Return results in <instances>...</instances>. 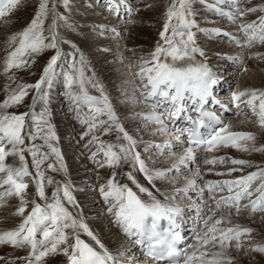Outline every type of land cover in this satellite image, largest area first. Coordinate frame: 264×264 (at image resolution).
Instances as JSON below:
<instances>
[{
  "label": "snow or ice",
  "instance_id": "obj_1",
  "mask_svg": "<svg viewBox=\"0 0 264 264\" xmlns=\"http://www.w3.org/2000/svg\"><path fill=\"white\" fill-rule=\"evenodd\" d=\"M67 2L68 0H65L66 5ZM18 3L19 0H0V17L6 16ZM257 10L256 8L248 9L249 12ZM110 11L118 13V6L112 5ZM259 11L264 12V7L259 8ZM46 14L47 0H42L39 11L31 24L18 37H13V41L18 39L19 43L8 55L5 64L6 71L13 67L19 68L26 65L27 60L23 59L26 54L37 53L44 48H57L56 33L54 31L55 23L52 26L53 34L48 38L50 42L45 43L46 38L43 35L42 25ZM221 14L229 15L231 18L228 13L221 12ZM189 15H191L190 0H174L167 11V21L164 24V30L160 33L167 47L158 44L155 51L151 54V59L144 61V66L141 67L138 73L142 81L141 97L151 109L143 118L148 124L158 126L153 133L154 135L170 134L168 122L188 110L186 101H191L194 110L199 112V117L192 121L193 127L188 130L184 154L179 155L170 168L156 170L154 173L149 172L140 154L134 151L136 141L118 122V118L106 97L103 99V109L91 108V105L98 101L96 98L89 96L86 91H83L80 96L72 97L78 102L77 111L79 104H84L89 106L90 111L94 113L106 112L107 120L99 121L100 125L108 124V127L103 129L105 134L115 130L118 133H122V138L128 141L127 147L119 146V152L113 150L117 147L115 144H100L99 148L104 151L109 167L119 166L121 162L128 163L131 155L133 166L139 165L138 170L144 173L149 182H151L155 179H166L170 172L180 173L182 167L188 168L189 162L196 159V149L211 152L219 146H231L243 151H264V146L256 148L254 145L249 146L240 143L241 141H254L255 136L252 133L229 131V125L223 124L214 113L204 111V105L209 102V98L213 95V87L218 83L217 78L211 73L207 65L177 67L174 63L169 64L167 62L168 57H171L173 62H175L187 56V46L194 41L193 33L189 31L194 26V21L187 19ZM243 15L245 13L241 12L240 16ZM173 19L177 21L175 26L171 24ZM169 30H171V36L167 35ZM185 31H187L186 40L183 39ZM213 31L219 33L220 30L215 29ZM241 31L247 37V46H251L255 41L264 43V16L259 17L258 22L253 21L242 24ZM177 36L181 37L180 41L174 40ZM236 43L239 44L240 41L237 40ZM180 44L184 45L183 51L179 47ZM192 51L197 52L199 49L193 48ZM58 55L59 53L51 57L40 81L34 86L21 85L17 92H14L8 100L0 104V109L20 103L27 94V88L29 87H34L39 93L41 85L47 82L52 75L53 66L56 64ZM161 56L164 57L163 60ZM67 79L68 85L71 87L73 77L68 76ZM80 86L83 90L82 81ZM246 95H249L247 91L234 93L233 99L240 100L241 97ZM37 99L43 102L45 97L40 95ZM257 100H259L258 106L255 103ZM216 102L219 103V101ZM245 103L251 107L259 125L264 127V92L257 94L253 90L250 93V98ZM237 108L239 109V104H237ZM25 115H0V133H2L0 135V173L6 174L0 179V189H4L0 191V200L13 195L20 197L22 206L18 209V214L21 215L25 212L23 204L26 203L23 198L27 188L24 177L29 175V172L23 155L24 149L17 151L16 146L24 144L21 131L24 127ZM205 118H207V122H205ZM91 120L89 132L97 127L95 116L91 117ZM217 125L221 126L217 128ZM202 127L208 129L207 135L200 131ZM183 134L184 130H181L180 135ZM96 139L94 136L93 140ZM116 139L120 140L121 136L118 135ZM175 139L180 142L179 136H176ZM5 142L13 146L11 151L5 150L3 146ZM152 146L159 150L160 154H164L165 150H169L171 155L176 156L175 152H171V145L168 142ZM28 150L32 151L33 162L39 169V166L46 158V154L41 159H36L38 148ZM52 152L59 155L58 150L54 147H52ZM16 154L19 155L22 167L13 169L6 166L4 164L6 157ZM218 159L219 162L224 161L223 157ZM217 162L216 158L204 160L205 164H215ZM231 162L239 165L248 163L247 161L236 159ZM49 167L51 168L52 165H49ZM231 171H238V169H231ZM217 174L221 175V173ZM37 175L40 177V181L37 183V195L41 199H48L45 197L43 187V173L38 171ZM197 175H199V172H197ZM114 176L115 174H113V178L109 179L107 190L104 187L100 189L105 201H109V198L112 200L108 211L115 216V222L122 232L127 237L134 238L132 242L141 246L148 257L155 261H166L167 264H232V257L226 255L227 249L232 246L233 241H235L234 247L237 250L241 249L243 243L241 238L250 234L252 229L241 227L238 224L228 227L222 226L224 224H232L231 215L222 213L219 218H216V213L220 211L222 206L229 210L234 208L237 215L241 208L250 209L252 213L257 211L264 213V169L234 180L208 181L207 190L210 198L214 200L215 206L208 209L210 214L201 215L204 227L196 235V250L189 254L186 249L182 250L178 247L182 239L179 229L183 223L184 209L174 203V201L177 195H187L189 190L194 189L196 187L195 180H188L183 188L175 189L172 193H161L163 199H159L147 188L138 184L131 173H127L128 179L136 184L139 192L147 194V199H142L127 184L122 185L114 182ZM257 179L261 182L253 189L252 185ZM48 183L51 184L52 180L49 179ZM225 189L228 195L216 197V192H223ZM60 191L61 189L58 188L52 193V202L46 203L44 206L38 203L34 204L31 212L16 230L0 234V244L10 243L14 247L29 246L30 253L23 258L26 264H40L50 253H56L60 245L67 244L69 237L65 233V229L79 227L96 241L101 251H97L77 235L74 244L61 249L68 256L69 264H122L121 257H124L125 254L117 253L114 255L100 243L85 224H78L62 205L59 198ZM203 192L204 189L201 188V197H203ZM254 195L255 199H252ZM63 196L68 202L73 201V197L66 186L63 188ZM245 199L248 200V203L241 204V201ZM205 206L207 207V205ZM162 222H166V226H163ZM38 234L42 238L38 239ZM209 246L217 250L209 252ZM69 247L71 248V253H69ZM251 250L264 253V244L252 245ZM209 255L211 256L210 259L208 258ZM123 264H129V262L125 259Z\"/></svg>",
  "mask_w": 264,
  "mask_h": 264
},
{
  "label": "rangeland",
  "instance_id": "obj_2",
  "mask_svg": "<svg viewBox=\"0 0 264 264\" xmlns=\"http://www.w3.org/2000/svg\"><path fill=\"white\" fill-rule=\"evenodd\" d=\"M125 1L127 3L126 5H124L125 8L127 7V5L130 8V13L127 14L128 15L127 17H124L125 16V14H124L125 8H122L123 4H121V9H122L121 10V12H122L121 16L117 15V13L115 14V12H113V11H110V7L112 6L111 0H107V1L106 0H101V1H99V0H68L67 5L65 4V0H47V14L43 18V25H42L43 35L46 38L45 43L50 42V40L48 38H50L53 34L52 26L55 23L54 31L56 33L57 48H44L43 50H41L37 53H33L30 55L26 54L23 57V59L27 60L26 65L19 67V68L13 67L11 69H8L7 71L5 69V64H6V60L8 58V55L11 51H13L15 49V47L18 46V43H19L18 39L13 41V37L14 36L18 37L19 34L31 24L32 20L35 18L37 12L39 11V6H40L42 0H19V3L16 5L15 8L11 9L6 16L0 17V43L3 45L0 47L4 48V50L2 48L3 52L0 49L2 52L0 54V104H3L6 100L9 99V97L14 92H17L21 85L34 86L38 82V79L43 76L44 69L48 65L51 57L54 55H57V53H59V55H58L59 62L57 63V65H54V67H53L54 68L53 71L55 70L53 73L55 75V78H54V75L52 74L53 76L51 75L49 77L48 81L41 85V89H40L39 93L37 92V90L34 87H29V88H27V94L23 97V99L20 103L12 104L10 107L5 108V109H0V115H2V114H7V115L26 114L25 115V122H24L25 125L21 131V135L24 138V144L23 145H17L16 149H17V151H19L20 149H24L23 155H24V158H25V161L27 164V170H28L29 175H30V176L27 175L24 177V179H25L24 182L27 184V188L25 190L24 197H23L24 201L26 203L23 204V207L25 208V212L27 210V212H26L27 215H28V213L31 212L30 210H32L34 204L38 203L41 206H44V205H46L45 203L52 202L51 199L49 201H45V199H41L37 195V192H36L37 183L40 181V177L37 175V172L39 171V172L43 173L44 190L53 185L52 183L51 184L48 183V180L50 179V176L48 173L54 172L56 170L54 163H53V160H51V157L56 155V153L52 152V147L56 146L54 148H56L59 152L61 146H64L65 144L67 145V142H68L67 138H63L60 141L58 140L57 142L56 141L54 142L53 141L55 139L54 133H53L54 130L51 128L52 125L51 126L49 125V123H51V121H53V119H55V117L59 121H61V122L63 121V119L60 118V116H61L60 106L62 104L64 105V111H65L64 114L71 113L73 115L74 113H77L78 117H76V118H78V119H76V118L74 119L76 122L74 124V128H75V130H78V131L83 130V129L86 131L87 128L89 130V123H91L90 122L91 117L95 116V121L97 122V127L94 128L91 132L86 131V133L89 137V142H90V138H91L92 143H94V148H96V149L99 148L100 144L103 143V141L107 142L106 141L107 139L104 138L107 134H105V132L100 131L102 129V127L106 124H103L101 126L99 124L100 120H106L105 117H103V116L104 115L107 116V113L106 112L100 113V116L98 118L97 113L90 111L89 106L82 105V104H79V108L77 111L78 105L75 104L76 105L75 106L74 102H76V101L73 98H72L73 100L70 101V97H75L76 95H81L83 93V91H86L87 94L91 97H93L92 94L95 92L94 94L98 95V96L96 95V97H95L96 99H98V97H100V96L102 99H104L106 93L103 91V87L99 86L96 88L94 80L98 74L97 64L103 63L105 60L104 57H105V54L107 53L106 49H109V46L113 48L118 44H121V46H124L126 44L128 38L131 34L129 31L130 30L129 28H131V26L133 27L134 25L137 24L138 20L136 17H137L139 12H141V11L142 12H148L150 10L151 14L157 15V13H159L160 10L162 9L160 7L163 4H165V5L171 4L172 5L174 2V0H158L155 3L153 2V0H125ZM250 1H253V0H242V1H240V3L238 4L239 7L235 8V12L231 15V18H230L229 15H222L221 13H217L215 10H214L215 11L214 12L212 7L210 9V6H212V5H214V7L216 6L215 4H212V2L210 0H190L191 15H189L187 17V19H189L190 21H193V19H192L193 15L196 13V11H198L199 12L198 14L201 16L200 17L201 20L198 22L199 23L198 28H200V30L205 31L207 28L211 29L208 26H212L211 24H213V25L216 24V26L219 27V30L221 29L223 32L228 33V36L227 35L226 36H220V33H218V35H219L218 36L217 33L214 34V32H206L205 31V33H201L202 35L199 36L198 40H197L196 39V32H194V31L192 32V29L194 28V26L197 27V23L194 22L193 28L192 27L190 28L191 32L195 33V34H193L194 41H193V43H191L187 46V49H186L187 56H185L183 59H179L175 62H173L171 57H168L167 62L169 64L174 63L175 65L176 64L177 65H183L185 61H190V59L195 60L196 58L204 56V52L207 51V49L209 48L210 44L213 43V41H214V43H218L217 47H219L222 51L229 52L228 51V49L230 48L229 44L232 45V47H234L235 49L243 48L244 49L243 52L245 53V55L247 54V56H245L244 59L240 58L239 55H237V52H234V54H232L233 52H230V54H228V57H232V60H229V58H228V60H227V58H224L225 62H227L226 64L228 66L222 67L223 66L222 65L219 67H213L212 68V71L214 73H216V75L219 76L221 81L222 80L224 81V83L222 84V88H220L219 91L225 92L226 84H227V83H225L226 80L231 82L230 83L231 85L229 88L230 92L234 91V89L237 88L236 87L237 82H240L242 79V74L245 72L244 66L247 65L249 59L253 58V60H255L259 63H264V49H263L264 43L261 45H258L256 47H253V48H251V46H247L248 49H246L242 46L241 43L235 44L233 39H236V40H239V39H237L231 35V34L239 35V38H240V34H238L239 32L238 31L235 32L233 30L234 27L239 28V27H241L242 24H244V22H246L248 20L251 22V21L257 20L261 16H264L263 15L264 13L262 11H258L259 10L258 8H261L262 6L264 7V3H263V4L256 5L255 7H253V8L258 9L255 13H253V12L247 13L246 12L247 15H250V16L247 17L246 19L243 18L244 20L242 19V17L244 15L240 16V13L241 12L245 13V11H244L245 3L244 2L248 3ZM205 3H207L208 6H206ZM250 3H252V2H250ZM249 4H247V6H249ZM118 5H119V3H118ZM197 5L200 6V10L195 7ZM247 6H246V10L248 11ZM88 8H90L92 10H96V11L99 10L101 12L100 13H98V12L89 13V10L88 11L85 10ZM220 9H222L223 13L229 14L228 11H223V9L227 10V9H229V7L226 8L224 5H220ZM166 16H167V14H166ZM85 19L91 20L90 25L89 24H88V26L83 25L82 21ZM159 19H160V21H158L159 24L154 25V29H155L156 34L160 30V28H162L164 26L165 22L167 21V18L162 20L161 15H160ZM211 19H213V20H211ZM109 20H112L113 22H110ZM234 20H235V22H233ZM115 22H116L115 28H117V30L121 34L120 33H114L113 38H112V36H111L112 32L110 31L111 27H109V25L112 23H115ZM171 24L173 26H175L177 24V21L175 19H173L171 21ZM158 25L159 26L162 25V27L159 28ZM123 26H128V29L123 30L121 28ZM119 28H121V29H119ZM163 30H164V27L162 28V31ZM79 31L84 32V34L87 33V35H88L83 40H85L84 42H87L88 44L91 45V47H93L89 53H84V52H82L83 50L82 51L79 50L81 48H79L78 45H82L81 42L79 44V42L75 43L72 40H70L71 35L69 34V32L70 33L75 32V33L79 34ZM239 31H240V29H239ZM161 32L159 31V35H158V37H156L157 40L154 42L153 46L151 47V53L146 58L149 57L151 59V54L155 51L158 44L163 45L164 47H167V45L164 44V41L161 38V35H160ZM78 34H76L77 37L80 36ZM156 34H155V36H156ZM167 35L171 36V30H169ZM183 39L184 40L187 39V32L186 31L184 33ZM174 40L180 41L181 37L177 36L174 38ZM240 40L242 42L247 41L246 38H242ZM65 41L66 42L72 41L73 44L72 43L67 44L68 45L67 46L65 44ZM117 41H118V43H116ZM216 41H218V42H216ZM122 43H123V45H122ZM101 44H104L105 48H102ZM252 44H254V43H252ZM195 45H197L196 48L199 49V51H197V52L192 51V49L195 48ZM179 47L181 48L182 51L184 50V45L181 44V45H179ZM125 51H127V52H125V54H124V52L120 51L117 54H115L113 57H111L108 60V65H112V66L113 65L115 66V64L118 65V66H115V67H117L115 69L119 71L120 68H124V66L121 64L124 63V58L126 57V61H125L126 62V68L130 71V73H131V71L141 70V68H140L141 66H138V64L141 65L140 61L142 60L143 56L141 57V55H140L139 59L134 61V57L138 56L137 53H135L136 50L135 49H133V50L127 49ZM248 51H250V52H248ZM65 52H67V53H65ZM128 53H129V55H128ZM201 53H203V54H201ZM122 57H124V58L122 59ZM150 59H148V60H150ZM161 59L163 60L164 57L161 56ZM213 62L214 61H212V60H206V65L207 64L209 65V63L213 64ZM184 66L186 67L185 64H184ZM68 76L73 77V83H72L71 87H69V85H68V79H67ZM81 81L83 82V90L80 86ZM138 88H141L140 85ZM116 91L120 92V89H116ZM222 92H221V95H223ZM67 94H70V96H68ZM40 95H43L45 97V99L43 102H40L38 106L36 105V107H37L36 111L37 112H34L32 114L33 111L31 108L32 107L31 103L33 102V100L36 97H38ZM53 96H54V102L52 105H50V99L53 98ZM228 97H229V94H227L226 98H228ZM248 97H250V95ZM232 98H233V96H232ZM107 101L110 104L111 101L110 100H107ZM143 101L144 100L142 98V102ZM255 103L257 104V102H255ZM101 104H103V103H101ZM72 105H74L73 108H71ZM49 106L51 107V109L49 108ZM139 106H142L143 109L150 111L147 104L143 103V105L141 104ZM68 108H69V111L67 112ZM111 108L113 110L114 106L111 105ZM240 110H241V107H239V109L237 111L239 112ZM115 114L118 118L119 113L117 110L115 111ZM229 116H233V117L236 116L237 117V113L236 112L234 113L233 110H228L227 111V119H226L227 121L230 119ZM239 116L245 117L246 115L243 114V115H239ZM253 118L255 119V121H257L256 117H253ZM64 120H66V122H69V119L67 120V118H64ZM81 121H83V123H80ZM144 121H145L144 118L141 117L139 120V125L141 127H142V124ZM26 123H27V126H26ZM52 124H53V122H52ZM65 127L66 126L64 124H62V131H63V129L67 128V127L66 128ZM169 131H170V134L172 133L173 135L169 136L170 138H168L167 140H168V143L171 145V152H175L176 156H172L170 154L169 150H168L169 151L168 153L165 150L164 154L165 155L170 154L169 156L170 157L172 156V158H170V160H172L173 158H175V157L178 158L179 155L184 154V145H186L187 143H186V138H184L183 135H180V132H178V133L174 132V130H172L170 127H169ZM149 133H150V130H147V131L141 133V135H142L141 137H145L144 139H147L149 137ZM248 133H252V132H248ZM83 134L81 136H83ZM0 135H2V133H0ZM77 136H75L76 139H75L74 145H76V148H77L76 150H78L79 152H75L74 154H71L68 158L69 160L66 161L65 166L67 167V164H69V165L72 164L77 168L78 177L75 181L72 180V182H71L72 187L71 186L70 187H71L72 192L74 193V190L76 188H78L76 186H83L81 191H83V192L85 191L84 193H86L88 195V198L85 200L84 207H86L87 202L90 205L93 204V201H91V198H92V192L94 190H95L94 191L95 193L96 192L98 193L97 197L99 198V192L96 189V187L98 186V189H99L104 185L107 186L109 179L113 178V174H115L114 182H116L118 184H119V179H120L121 173H124L126 175H127V173H131L132 175L135 173L136 174L141 173L143 177H146V175L144 173H142L138 170L139 169L138 165H136L135 167L133 166V168L130 171H126V172L124 171V169H123V171L121 170L120 172L116 171V168L119 167L120 165L119 166H113V167H107L106 166L103 169H99L98 168L99 165H97L98 164L97 162L99 161V157H98V158H96V159H98L97 161H94V160L92 161L93 164L96 163L95 165H92L95 167V172L92 173L94 176H93V178H90L89 183L86 184L85 183V176L83 174L86 171L85 168H88V164L86 163L85 165H82L81 159H83L84 162L87 161V158H89L91 160L90 153L91 152L94 153L95 151L92 148V144H90L88 147H85L86 146L85 141L87 139L86 136L83 139L78 134H77ZM94 136L97 138L96 140H93ZM166 136H168V135L155 134V135L151 136L152 143L149 142L146 145L147 150L141 149L142 150L141 153H143L144 155H146L148 157H156L157 155L164 156V154H160L159 150H157L152 145H160L161 143L164 144L163 139H165ZM176 136H179L180 142H183V143L178 142L175 139ZM132 138H134V137H132ZM69 143L70 142H68V144ZM249 143L251 145H254L257 148L264 146V145L260 146V144H261L260 139L258 142H257V140L250 141V142L247 141L248 145H249ZM105 144L108 145V143H105ZM109 144H111V143H109ZM49 145H51V147H49ZM3 146L7 147L5 149L6 151H11L13 148V146L11 144H8L7 142H5ZM37 148H38V154H37L36 159H41L46 154V158L43 160V163L39 166V169H37V167L35 166V164L33 162L32 151L28 150V149L34 150ZM89 150H91V151H89ZM99 150H100V148H99ZM113 150L117 151V150H115V148ZM239 150L240 149H236L237 152ZM134 151L136 152V149H134ZM225 151L226 150L222 151V153H225ZM256 152L260 153L262 151H256ZM246 153H250V154L247 155ZM239 154L243 156L242 158L247 159V162H248L244 166L240 165L241 167L248 166L247 169L241 168L242 169L241 171L246 172V173H248V172L251 173V172H258V171L262 170V168H264V163H262L260 165L259 164L254 165L253 163H251L248 160V159H251V157L253 156V154H251L250 150L247 152H244V153H239ZM11 156L12 155H8L6 157L4 164L8 167H12L13 169H18V168L22 167V164H20L21 161H20L19 155L16 154V157L13 160H10ZM200 156H202V153L195 150L196 159L194 161L189 162V167L188 168L182 167L180 173H171L170 172L169 175L167 176V178H169L171 176L174 177L176 174H178L180 176L176 177L177 181H178L177 183H182V181H184V180L186 181L189 177L190 178L194 177V170H196L198 167V161H200V163H201ZM140 157H141V155H140ZM228 157L230 158L229 155H228ZM59 159L61 160L62 158L59 157ZM229 163L231 164L230 161H229ZM103 164L104 163H102V164L100 163V165H103ZM145 164H147V163H145ZM165 164H166V162H164L162 165H165ZM251 164L256 166V168L254 166H252ZM49 165H52V167L50 168ZM201 165H202V163H201ZM258 165H259V167H258ZM169 167H171L170 164H169ZM212 167H214V166H212ZM224 167H226V166H224ZM250 167H254V168L251 169ZM147 168L149 169V167H147ZM226 168H227V171H230L231 169H237V167L234 166L233 164H231L230 166H227ZM102 170H105L108 174L110 173V175H109L110 177L104 176L103 178H100V175L98 173ZM207 170L208 169L204 170V173ZM231 172H234V174L235 173L238 174V171H231ZM47 175L49 176L48 177L49 179L45 180L46 179L45 176H47ZM4 176H6L5 173H0V179H2ZM133 177H134V175H133ZM26 178H27V180H26ZM33 180H34V182H33ZM203 180L204 179L202 176L200 178L199 183L201 184L203 182ZM148 182H149V180H148ZM259 182H260V180L258 179L256 183H259ZM67 185H66V187L68 188L69 185L68 186ZM197 186H199V185H196V187ZM196 187L193 190H195L196 194H199L200 188H203V185L202 186L200 185V187H198L197 189H196ZM180 188H182V187H180ZM1 190L2 189H0V191ZM54 191H56V190H53L51 193H53ZM62 193H63V188H62ZM189 193L190 192H188L187 195H182V194L177 195L175 201L177 203H180V205L183 206V201L186 203H187V201L191 202V199L192 198L194 199L196 197L197 199L195 201L197 202V204H199V200L207 198L206 194L205 195L203 194V197L200 196L201 199H199L198 196H194V195L191 196V194H189ZM28 195H30V196H28ZM51 196H52V194H51ZM10 197L15 198L16 203H14V204L10 203V204H13L14 206L13 205L9 206V204L5 205L2 209V211H0V213H3V211L5 209H9V210L12 209V211H15V209H19L22 206L20 198H18L15 195L10 196ZM5 198H7V197H5ZM34 200H36V201H34ZM189 203H187V204H189ZM77 204L78 203H75L74 206H76L79 209V205H77ZM197 204L195 203L194 207L197 206ZM93 206L97 207V208L93 212L91 219L94 222L95 221L98 222L100 225V224H102V217H105V215L102 216V214H101L102 209L100 210L99 207H101V206L104 207V206L100 203V199L97 201V205L93 204ZM245 210H247V209H245ZM189 213H186L189 215L188 220H187L188 223H191V224L194 223V224L198 225V223H200V222L197 221L198 219L194 220V218L196 217L195 214L191 215V213L190 214ZM110 216L113 217V214L112 215L110 214ZM1 222H2V220H0V224H1ZM13 223L14 222H11L8 224L5 223L4 229L2 231H0V234H3L5 232L11 231V230H16L18 228V223L14 224V225H13ZM200 225L202 226L203 223H200ZM188 233L189 234L192 233L191 237H193V232H191V229L188 230ZM39 235L40 234H38L37 238L39 237ZM233 242H235V241H233ZM248 242H249V239L243 240L244 244H247ZM3 244H9V243H3ZM125 244H126V246L128 244V247H129L130 245H132V242L128 238H125V242L122 244L121 247L123 248V245L125 246ZM11 246L14 247L13 245H11ZM60 247H62V249H63L64 247H67V246L66 245H60ZM14 248H18V247H14ZM21 248L24 249L26 247H21ZM188 248H189V246H188ZM129 252H130L129 249H127L124 252V254H125L124 256L130 258L129 259L130 261H137V262L141 261L142 262V258L139 259L137 257V256L142 255L146 258L147 264H157L153 260L149 259L147 256L140 254V251L138 249L135 251H132L130 253ZM61 253H63L62 250H61ZM130 261H128L129 264H131ZM248 263L249 264H257L256 261L255 262L248 261Z\"/></svg>",
  "mask_w": 264,
  "mask_h": 264
},
{
  "label": "bare ground",
  "instance_id": "obj_3",
  "mask_svg": "<svg viewBox=\"0 0 264 264\" xmlns=\"http://www.w3.org/2000/svg\"><path fill=\"white\" fill-rule=\"evenodd\" d=\"M99 1H101V0H99ZM111 1H112V3H111L112 5L118 6V13L115 12V14L117 13V15L121 16L122 15L121 4H123L122 8H125L124 5L127 4L126 1L125 0H111ZM157 1L158 0H153L154 3ZM210 1L212 2V4L216 5L215 7H214V5L210 6V9L212 7L213 11L215 10L217 13H221L222 9H220V5H224L226 8L229 7V9H227V10L223 9V11H228L229 14L232 15L235 12V8L239 7L238 4L242 0H210ZM250 2H252V3H250ZM250 2H248V3L244 2L245 3V6H244L245 15L242 17V19L243 18L246 19L247 17L250 16V15H247V13H249V11L246 10L247 4L250 3L249 6H247V8L250 9V8L255 7L256 5L263 4L264 0H253ZM118 3H119V5H118ZM205 4H206V6H208L207 3H205ZM170 5L171 4H166V5L163 4L160 7V8H162L161 10L163 12L160 10V12L157 13V15L151 14L150 10L148 12H142V11L139 12L137 17H136L138 20L137 24L134 25L133 27L131 26V28H129L130 29L129 31L131 34H130L126 44L124 46H121V44H118L113 48L109 46V49H106L107 53L105 54L104 62L97 64L98 74L94 80L95 81V87L96 88L99 86L103 87V91L106 93L105 97L107 98V100H110L111 101L110 104L114 106L113 111L115 112L117 110L119 113L118 122L121 125L123 124L122 126H123L124 130L131 137H134L133 139L136 141V145H135L134 149H136V152H138L139 154L142 151L141 149L147 148L146 145L149 142L152 143L151 136L154 135L153 133L155 132L156 128L158 127L157 125H154V124H148L146 121L143 122L142 127L139 125L140 118L151 111L149 106H148V108L150 109V111L143 109L142 106H139L141 104L143 105V103L148 105V103H146L144 101L142 102V97L140 94L141 88H138L139 85H140V87L142 86L141 77L138 75L140 70L131 71V73H130V71L126 68V62H125L126 57L125 58L122 57V59L124 58V63H122L121 65H123L124 68H120L119 71L115 69V68H117L115 66H118V65H116V64H115V66L114 65L113 66L108 65V60L120 51L124 52V54H125V52H127L125 50L135 49L136 50L135 53H137L138 56L134 57V61L139 59V57L141 55V57L143 56V58L140 61L141 65L138 64V66H141V67L144 66L143 65L144 61H148V59H150L149 57L148 58H146V57L149 56V54L151 53V47L153 46L154 42L157 40L156 37H158L159 31L161 32L162 28L164 27V26L162 27V25H160V26L158 25L159 28L160 27H162V28H160V30L156 34L155 29H154V25L159 24L158 21H160V19H159L160 15L162 16V20L167 18L166 14H167L168 9L170 8ZM195 7L200 10V6L197 5ZM85 10H87V11L89 10V13H96V12L100 13L101 12L99 10L96 11V10H92L90 8L85 9ZM255 12H253V13H255ZM129 13H130V8L127 5V7L124 10V14H125L124 17H127L128 16L127 14H129ZM198 13L199 12L196 11V13L193 15V18H192L193 21L195 23H197V27L196 26H194V28L192 27L193 28L192 32L193 31L196 32V39L198 40V37L202 35L201 33H205V31L206 32H214V34L217 33L215 31H213L215 29H219V27L216 26V24H214V25L211 24L212 26H208L211 29L207 28L205 31L200 30V28H198V25H199L198 22L201 20L200 19L201 16ZM258 19L254 20V21L258 22ZM211 20H213V19H211ZM109 21L113 22L112 20H109ZM90 22H91V20H87V19L82 21L84 26L85 25L88 26V24L90 25ZM251 22H253V21H251ZM251 22L248 20V21L244 22V24L251 23ZM115 25H116V22L109 25V27H111L110 31L112 32V34H111L112 38H113L114 33H120L117 30V28H115ZM121 28L123 30H127L128 26H123ZM121 28H119V29H121ZM239 29H240V31H239ZM233 30L235 32H237V31L239 32L238 34H240V38H239V35H233L231 33L230 34L232 36H234L235 38L239 39L242 46L244 48L248 49L247 43L242 42L240 40L242 38L247 39L245 33L243 31H241V27H239V28L234 27ZM189 31H191V29ZM219 33H220V36H226V35L228 36V33L223 32L221 29H220ZM69 34L71 35L70 40H72L75 43L79 42V44L81 42L82 45H78L79 48H81V49H79L80 51L83 50L82 52L89 53L92 50L93 47H91L90 44H88L87 42H84L85 40H83L84 38H86L88 36L87 33L84 34V32L79 31V34L75 33V32H71V33L69 32ZM76 34H78L80 36L77 37ZM155 34H156V36H155ZM193 34H195V33H193ZM217 35H218V33H217ZM233 40H234L235 44H237L236 43L237 40L236 39H233ZM72 41H69V42L65 41V44L66 45L71 44V43L73 44ZM216 42H218V41H216ZM116 43H118V41ZM253 43L254 44L251 45V48L263 44V43H260L259 41H255ZM122 45H123V43H122ZM217 45H218V43H214V41H213V43L210 44L209 48L207 49V51H206L207 53L204 52V56L196 58L198 61L196 59L195 60L190 59V61H185L184 64L186 65V67L189 65L198 66V65H206V60L214 61L213 64L209 63L210 66L207 64V67L211 71V73L217 78L218 83L213 87V95H212V97L209 98V102L205 105V109L210 110L214 114H215L214 110H216L222 118L221 119L222 123L229 125V129H228L229 131L247 132V133L252 132L253 135L255 136V140H257V142L260 139V142H261L260 146H262V145H264V127H261L259 125V123L257 121H255V119L253 118L255 116L252 112V109L250 106H248L245 103V101H247L250 98L248 96L250 95V93L253 90H255L257 92V94L264 92V63H259L255 60H253V58L249 59L247 65L244 66L245 72L242 74L241 81L237 82V86H236L237 88H235L234 91L230 92L229 88H230L231 82L226 80L225 83H227V84H226L225 92L219 91V89L222 88V84L224 83V81L223 80L221 81L219 76L216 75V73H214L212 71V68L213 67H219L222 65H223L222 67L228 66L226 64L227 62H225L224 58H227V60H228V58H229V60H232V57H228V54H230V52H233L232 54H234V52H237V55H239V57L242 59H244V57L247 56V54L245 55V53L243 52L244 51L243 48L235 49L230 44H229L230 48L228 49L229 52L222 51L219 47H217ZM0 46H3V45L0 43ZM101 46H102V48H105L104 44H101ZM196 46L197 45H195V48H196ZM2 48L3 47H0L1 50H2ZM1 50H0V54L3 52L4 48H3L2 52H1ZM248 52H250V51H248ZM65 53H67V52H65ZM128 55H129V53H128ZM58 62H59V60L57 58L55 65H57ZM184 64L183 65H177L176 64L175 66L185 67ZM54 71H53V73H54ZM54 78H55V75H54ZM116 89H120V92H117ZM244 91H247L249 93V95L241 97L240 100H238V101H236L232 98L234 93H240V92H244ZM221 92L223 93V95H221ZM94 93L92 95L95 98L97 94H94ZM227 94H229L228 98H226ZM67 95L70 96V94H67ZM76 96H80V95H76ZM37 98L38 97H36L33 100V102H32L33 104L31 103V106H32L31 108L33 111L32 114L34 112H37L36 111L37 110L36 105L38 106L40 103V101ZM100 98H101V96L98 97V99H96L98 101L97 103L91 105V107L93 109H95V108L103 109L104 104H101V103H103V99L102 98L100 99ZM72 100H73L72 97H70V101H72ZM216 101H219V103H217ZM53 102H54V96H53V98L50 99V105H52ZM255 102H257L256 105L258 106L259 100L255 101ZM186 103L188 105V110L186 112H184L183 114H181L180 117L174 118L173 120L168 122V126L172 130H174V132L178 133V132H181V130H184V134H185V131H187L188 129H190L192 127L190 121H193L194 119H197L199 117L198 111L194 110L193 105L191 104V101H186ZM75 104L78 105V102L77 101L74 102V105ZM237 104H239V107H241V110L239 112L237 111L238 110ZM74 105H72L71 108H73ZM82 105H84V104H82ZM49 108L51 109L50 106H49ZM225 109L227 111L233 110L234 113L235 112L237 113V117L236 116H234V117L229 116L230 119L227 121L226 120L227 119V111ZM68 111H69V108L67 109V112ZM60 112H61L60 118H62L63 121L61 122L58 119H56V117H55V119H53V121H51V123H49L50 126L52 125L51 128L54 130L53 133H54L55 139L53 141L57 142L58 140L60 141L63 138H67L68 139L67 141L70 143L68 144V142H67V145L65 144L64 146H61V148L58 146L60 148V151L58 152L59 155L56 154L55 156L51 157V160H53V163H54L56 170L54 172L48 173L50 176V179H52L53 185L44 190L45 197L48 198V199H45V201H49L51 199V194H52L51 192L53 190H57L58 188L61 189V191L59 193V198H60L61 203L64 206V208L67 209V211L71 214L72 218L75 219L78 222V224L79 223L85 224L87 226V228L89 229V231H91L93 233V235L96 236L97 239L100 241V243H102L104 245V247L107 248L111 253L116 255L117 253H124L127 249H129L130 252L138 249L140 251V254L147 256L146 251H144L142 248L139 247V245H136L133 242H132V245H130L129 247H128V244H127V246H126V244H125V246L123 245V248L121 247L122 244L125 242V238H128L130 241H133L134 238L131 239L130 237H127L122 232V230L119 228V226L116 224L115 216L114 215H113V217L110 216V214L112 215V213H110L108 211V209L112 203V200H111V198H109V201H105V199H104V197L100 191L101 188L98 189V186L96 187V189L99 192V198L97 197L98 193L94 192L95 190L92 192V198H91V201H93V204L97 205V201L100 199V203L104 206V207L101 206L102 208L98 206L100 210L102 209L101 210L102 216L105 215V217L101 216L102 217V224H100V225L98 222H96V221L94 222L91 219L93 212L96 210L97 207H94L93 204L90 205L88 202L86 203V207H84V203H85V200L88 198V195L86 193H84L85 191L84 192L81 191L83 186H76L78 188H76L74 190V193L72 192L71 182H72V180L75 181L78 177L77 168L72 164L71 165L67 164V167H66L65 164H66V161L69 160L68 158L71 154H74L75 152H79L78 150H76L77 149L76 145H74V142L76 139L75 136H77V134L80 137H82V139L85 138V136H86L87 139L85 141V144H86L85 147H88L90 144H92V148L95 151L94 153H92V152L90 153L91 160L89 158H87V161L84 162V160L81 159L82 165H85L86 163L88 164V168H85L86 171L83 174L85 176V183L88 184L89 179L93 178V176H94L92 173L95 172V167L92 165H95L96 163L93 164V162H92L93 160L97 161L98 159H96V158L99 157V161L97 162L98 163L97 165H99V167H98L99 169H103L106 166L107 167H109V166L106 162V157L104 155V151L103 150L100 151L99 148L98 149L94 148V143H92L91 138H90V142H89V137L86 134V131L89 132L88 128L86 131L84 129L80 130V131L75 130L74 124L76 122L74 119L76 117H78L77 113H74L73 115L71 113L64 114L65 111H64V105L63 104L60 106ZM97 114H98V118H99L100 113H97ZM243 114L246 116L245 117L239 116V115H243ZM103 117H105V119L107 120L106 115H104ZM64 118H67V120L69 119V122H66V120H64ZM76 119H78V118H76ZM52 122H53V124H52ZM90 122H92V120H90ZM80 123H83V121H81ZM109 123H111V122H109ZM62 124H64L67 127V128L65 127L66 129H63V131H62ZM24 125H25V123H24ZM26 126H27V123H26ZM103 127L104 128L108 127V124L104 125ZM103 127L100 130L102 132H104ZM147 130H150L149 137L147 139H144L145 137H141L142 136L141 133H143ZM82 134H83V136H81ZM106 134L107 135L104 138L107 139L106 140L107 142H104L102 140L103 144L111 143V144L117 145V147L115 148V150H117V152H119V146L120 145H123L125 147L128 146V141L124 140L122 138V136H123L122 133H118L117 131L113 130V131H110ZM184 134H183V136L185 138ZM118 135L121 136L120 140L116 139V137ZM172 135L173 134L171 133L168 136H166L165 139H163L164 143L168 142L167 139L170 138L169 136H172ZM240 143L247 144V141H241ZM161 144H163V143H161ZM105 145H107V144H105ZM249 146H251L250 143H249ZM4 147H5V149L7 148L6 146H4ZM54 147H56V146H54ZM236 149H238V148H234L231 146H223V148H220L219 152H216V151L213 153L207 152V153H205V154H207L205 158L203 156H200L202 165H201L200 161H198V167L196 170H194V177H192V178L189 177L186 181L185 180L182 181V183H177L178 181H177L176 177L180 176L178 174H176L174 177L171 176V177L166 178V179H155L151 182H148V179L146 177H143L141 173L133 174L134 178L138 184L147 188L154 195H156L157 198H159V199H163V196L161 195V193H172L175 191V188L176 189H178L180 187L183 188L186 185L188 180H195L196 185H199L196 187V189L198 187H200V185L201 186L203 185V189H204L203 194L204 195L206 194V197H207L206 199L205 198L201 199L200 193L196 194L195 190H193V189L189 190V192H190L189 194H191V196H193V195L198 196V198L201 199V200H199V204H197V202L195 201L197 199L196 197L194 199L192 198L191 202L187 201V203L190 202L189 204H187L186 202L183 201V206L180 205V203H177L176 201H174V203L178 204L180 207H182L184 209V218H183V223L181 224V227L183 229L180 231V233H181L182 240L184 241V243H186L185 246H188V244H189V248L187 249V252L189 254L192 251L196 250V247H195L197 245L196 235L204 227V225H202V226L200 225V223H203V220L201 219V215H203L205 213L210 214L208 212V209L214 208V206H215L214 200L212 198H210V196L208 195V191H206L205 182L208 179L234 180V179H237V178L242 177L244 175L246 176L250 173V172L246 173V172L241 171L242 170L241 168L247 169L248 166L241 167L239 164H233L231 162V160H233V159H236V160L242 159L244 161H247V159L242 158L243 156L239 154V153H244L247 151L239 150L240 152L239 151L237 152ZM224 150H226L225 153H222V151H224ZM89 151H91V150H89ZM250 151H251V154H253L251 159H248L251 163H253L254 165H257V164L260 165V164L264 163V151H262L260 153H257L256 151H252V150H250ZM166 152L168 153L169 151L166 150ZM227 154L230 156V158L228 157ZM246 154L249 155L250 153H246ZM140 155H141L142 160H144V162L147 163L145 165L147 167H149L150 173H154L156 170L168 169V168H170L169 164L172 165L178 159L177 157H175L172 159L173 161L170 160V158H172V156H173L172 155L170 157L169 156L170 154H167V155L164 154V156L157 155L156 157H148V156L144 155L143 153H141ZM15 157H16V155H12L10 157V160H13ZM59 157L62 159L60 160ZM215 157H223L224 158V161H223L221 167H211V166H208V164L204 163V160L215 158ZM229 161L231 162V164L236 166L237 169H239L238 174L237 173L234 174V172L227 171L226 167L231 165L229 163ZM164 162H166V164L162 165ZM100 163L101 164L104 163L103 166L100 165ZM226 164H228V165H226ZM244 165H242V166H244ZM254 165H252V166H254ZM259 165H258V167H259ZM224 166H226V167H224ZM254 167L256 168V166H254ZM254 167H250V168L252 169ZM132 168H133V163L131 161V155H130L129 156V162L128 163L121 162L120 166L116 168V171L120 172L121 170L123 171V169H124V171L126 172V171H130ZM206 169H208L209 171L207 170L204 173V170H206ZM262 169H264V168H262ZM197 172H199V175H197ZM216 173H221V175L216 176L215 175ZM98 174L100 175V178H103L104 176L108 177L110 175V173L108 174L105 170L100 171ZM49 176L48 175L45 176L46 177L45 180L49 179L48 178ZM202 176H203L204 180L202 182L203 184L202 183L200 184L199 182H200V178ZM26 180H27V178H26ZM24 181H25V179H24ZM33 182H34V180H33ZM67 184L69 185V187H68L69 193L73 197L72 202H68L63 197L62 188H64ZM119 184H122V185L127 184L128 187H130L134 192H136L137 195H139L142 199H147V194L146 193H140L136 184H134L132 182V180H129L128 176L126 174H124V173L120 174ZM259 184L260 183H256V185H259ZM102 187H104L105 190H107V186L104 185ZM157 189H159V191H157ZM3 190L4 189H2L1 191H3ZM36 192H37V190H36ZM225 194L228 195L226 189H225ZM182 195H184V194H182ZM28 196H30V195H28ZM18 198H20V197H18ZM252 199H255V195L252 197ZM34 201H36V200H34ZM10 203H13V204L16 203V199L9 196L7 198L4 197L2 200H0V211H2V209L5 205H8V204H9V206L13 205ZM75 203H78L77 205H79V209L76 206H74ZM195 203L197 204V206L194 207ZM246 203H248V200H246L245 202L241 201V204H246ZM205 205H207V207ZM26 212H27V210H26ZM26 212H24L21 215V214H18V209H15V211H12V209L11 210L5 209L3 211V213H0V220H2V222L0 224V231H2L4 229L5 223L8 224V223L14 222L13 225L18 223V226H19L23 222V220L26 218V216H27ZM189 212L191 213V215L195 214L196 217L194 218V220L198 219L197 221L200 222V223L197 222L198 225L194 224V223L193 224L188 223L187 220H188L189 215L186 213H189ZM222 213L230 214L231 215V221H232L231 225L224 224L222 226L228 227V226H233V225L238 224L241 227H247V228L252 229V232L250 234H247L241 238L242 242L245 239H249V242L247 244L242 243L241 249L237 250L234 247L235 242H232V246H230L227 249L226 255L232 257V264H249L248 261H251V262L256 261L257 264H264V253L254 252L251 250L252 245L264 244V213L259 212V211L252 213L250 211V209L245 210V208H241L239 214L237 215L234 208L229 210L228 208L222 206L220 211H218L216 213V218H219V216ZM188 228L191 229V232H193V237H191L192 233H190V234L188 233V230H189ZM65 233L69 237L68 242L66 244L67 247L75 243V237L78 235L79 238L81 240H83L85 243L89 244L91 247H93L97 251H101V249L99 248V245L96 244V241H94L86 232H84L83 229H81L79 227H77V228L69 227V228L65 229ZM39 238H42L41 235H39L38 239ZM24 247H26V248H24V249H22L21 247L20 248L19 247L14 248L11 246L10 243L9 244H0V264H26V261L23 258L27 257L29 255L30 248H29V246H24ZM61 249H62V247L59 246L56 253H50L48 256H46L40 262V264H69L68 256H66L64 253H61ZM216 250L217 249H213V248H211V246H209V252L216 251ZM69 253H71V248H69ZM137 257L139 259L142 258V262L141 261H138V262L137 261H130L129 260L130 258L124 256V257H121L122 264H123V261L125 259L127 261H130L131 264H147L146 258L144 256L141 255V256H137ZM148 258L151 259L150 257H148ZM208 258L210 259L211 256L209 255ZM153 261L157 264H162L160 261H158V262L155 260H153Z\"/></svg>",
  "mask_w": 264,
  "mask_h": 264
}]
</instances>
